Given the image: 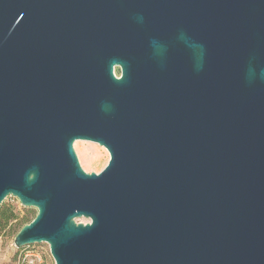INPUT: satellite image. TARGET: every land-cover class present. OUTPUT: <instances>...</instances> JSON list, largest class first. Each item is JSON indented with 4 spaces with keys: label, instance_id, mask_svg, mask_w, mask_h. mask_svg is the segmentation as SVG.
<instances>
[{
    "label": "water",
    "instance_id": "95a60500",
    "mask_svg": "<svg viewBox=\"0 0 264 264\" xmlns=\"http://www.w3.org/2000/svg\"><path fill=\"white\" fill-rule=\"evenodd\" d=\"M78 140L109 151L103 171ZM8 196L37 209L14 245L56 264H264V0H0Z\"/></svg>",
    "mask_w": 264,
    "mask_h": 264
},
{
    "label": "rangeland",
    "instance_id": "374dc122",
    "mask_svg": "<svg viewBox=\"0 0 264 264\" xmlns=\"http://www.w3.org/2000/svg\"><path fill=\"white\" fill-rule=\"evenodd\" d=\"M75 151L78 155L81 166L87 173H100L105 169L110 160L109 151L98 143L91 141L78 140L74 144ZM4 206L13 209L15 213L22 218L26 214L33 215L37 212L36 208L26 207L21 204L19 199L14 196H8ZM78 222L87 223L86 218L77 219ZM15 222L10 226L8 231L0 237V264H32L30 259L21 260L20 255L23 253H38L41 260H35L34 264H56L51 254L50 245L46 242L35 243L25 247L17 248L14 245Z\"/></svg>",
    "mask_w": 264,
    "mask_h": 264
},
{
    "label": "flooded vegetation",
    "instance_id": "af4514ba",
    "mask_svg": "<svg viewBox=\"0 0 264 264\" xmlns=\"http://www.w3.org/2000/svg\"><path fill=\"white\" fill-rule=\"evenodd\" d=\"M180 31L182 39L177 43V64L180 77L187 90L192 84L197 90V50L199 45L197 14L193 21L185 15Z\"/></svg>",
    "mask_w": 264,
    "mask_h": 264
},
{
    "label": "trees",
    "instance_id": "16d2710c",
    "mask_svg": "<svg viewBox=\"0 0 264 264\" xmlns=\"http://www.w3.org/2000/svg\"><path fill=\"white\" fill-rule=\"evenodd\" d=\"M117 72L119 73V70H117ZM36 214L37 212L33 215L26 214L22 218H19L13 209L7 208L2 204L0 206V237L8 231L14 222L15 226L12 235L15 236L25 224L31 222L35 218Z\"/></svg>",
    "mask_w": 264,
    "mask_h": 264
},
{
    "label": "built area",
    "instance_id": "2783aa9c",
    "mask_svg": "<svg viewBox=\"0 0 264 264\" xmlns=\"http://www.w3.org/2000/svg\"><path fill=\"white\" fill-rule=\"evenodd\" d=\"M20 259L21 260H27V259H30V262L32 263V264H34L35 263V260L37 259V260H41V257H40V255L38 254V253H34V252H32V253H22L21 255H20Z\"/></svg>",
    "mask_w": 264,
    "mask_h": 264
}]
</instances>
